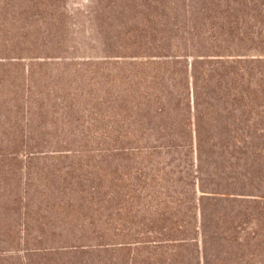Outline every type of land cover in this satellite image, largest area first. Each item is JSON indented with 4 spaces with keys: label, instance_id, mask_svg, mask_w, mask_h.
Segmentation results:
<instances>
[{
    "label": "trees",
    "instance_id": "1",
    "mask_svg": "<svg viewBox=\"0 0 264 264\" xmlns=\"http://www.w3.org/2000/svg\"><path fill=\"white\" fill-rule=\"evenodd\" d=\"M116 19L98 60L0 54V264H264V0Z\"/></svg>",
    "mask_w": 264,
    "mask_h": 264
},
{
    "label": "rangeland",
    "instance_id": "2",
    "mask_svg": "<svg viewBox=\"0 0 264 264\" xmlns=\"http://www.w3.org/2000/svg\"><path fill=\"white\" fill-rule=\"evenodd\" d=\"M116 18L138 20V0H0V37H4L0 40V54H8L7 50L15 47L13 37L27 36L30 41L23 47L29 48L35 56L63 52L74 60H98L106 50L100 34L117 38L120 33L119 42L124 38L123 30L115 25ZM109 25H114L116 32L113 27L111 31ZM132 30V34L138 35V24H128L126 31ZM118 48L120 52H131L126 51L124 45ZM4 77L0 73L4 83L0 88V103L10 97ZM17 111L8 102L0 106V114Z\"/></svg>",
    "mask_w": 264,
    "mask_h": 264
}]
</instances>
